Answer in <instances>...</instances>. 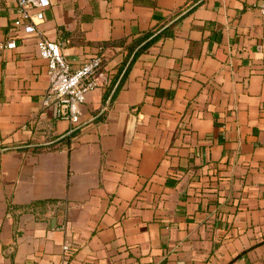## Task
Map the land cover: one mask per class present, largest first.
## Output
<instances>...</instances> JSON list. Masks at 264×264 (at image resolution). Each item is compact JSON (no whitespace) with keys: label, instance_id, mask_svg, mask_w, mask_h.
Instances as JSON below:
<instances>
[{"label":"crops","instance_id":"obj_1","mask_svg":"<svg viewBox=\"0 0 264 264\" xmlns=\"http://www.w3.org/2000/svg\"><path fill=\"white\" fill-rule=\"evenodd\" d=\"M263 5L51 0L40 30L112 80L70 134L38 37L0 0L17 43L0 57V264H264ZM152 29L170 34L129 55Z\"/></svg>","mask_w":264,"mask_h":264},{"label":"built area","instance_id":"obj_2","mask_svg":"<svg viewBox=\"0 0 264 264\" xmlns=\"http://www.w3.org/2000/svg\"><path fill=\"white\" fill-rule=\"evenodd\" d=\"M18 17L14 26L22 28L27 34L38 37L37 45L40 55L48 62L50 92L58 106L60 116L71 123L70 134L75 131L81 120V105L86 101L88 93L111 83V76L100 55L89 58L78 69H73L62 50V45L45 36L40 30L39 23L44 19V10L50 6L51 0H15ZM32 9H36L34 12ZM264 14V5L262 6ZM15 40L0 42V57L4 49H14ZM67 223L62 224L66 227ZM64 262L69 260V253L73 250L70 243L64 246Z\"/></svg>","mask_w":264,"mask_h":264},{"label":"trees","instance_id":"obj_3","mask_svg":"<svg viewBox=\"0 0 264 264\" xmlns=\"http://www.w3.org/2000/svg\"><path fill=\"white\" fill-rule=\"evenodd\" d=\"M154 32H156L155 29H152L149 32L144 33L135 43L130 45L128 47V53L129 55H134V57L139 53L140 51L144 50L146 47H148L152 42L158 40L163 35L170 34V31L167 29H164L163 31H160L156 35H154ZM130 65V64H129ZM55 201H40L31 204L29 207L34 210H41L45 211L48 206L55 204Z\"/></svg>","mask_w":264,"mask_h":264}]
</instances>
